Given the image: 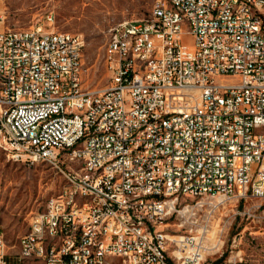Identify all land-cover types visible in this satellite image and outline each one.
<instances>
[{
	"label": "built area",
	"instance_id": "2783aa9c",
	"mask_svg": "<svg viewBox=\"0 0 264 264\" xmlns=\"http://www.w3.org/2000/svg\"><path fill=\"white\" fill-rule=\"evenodd\" d=\"M53 25L0 14V148L65 181L15 253L0 230V264H202V208L264 200V0H154L109 29L92 90L83 37Z\"/></svg>",
	"mask_w": 264,
	"mask_h": 264
},
{
	"label": "rangeland",
	"instance_id": "374dc122",
	"mask_svg": "<svg viewBox=\"0 0 264 264\" xmlns=\"http://www.w3.org/2000/svg\"><path fill=\"white\" fill-rule=\"evenodd\" d=\"M154 0H5L2 14L9 28H28L54 17L58 31L79 34L85 41L82 52L83 88H105L110 72L103 51L109 29L124 20L147 18ZM45 26H47L45 24ZM184 43L191 46L192 40ZM65 181L45 163L29 165L11 160L0 148V230L10 252L17 251L18 239L29 228L32 214L42 210L46 200L58 194ZM190 202V200H187ZM204 206L209 228L207 250L202 264H264V200H227ZM262 204L258 210L255 206ZM170 234H182L172 218Z\"/></svg>",
	"mask_w": 264,
	"mask_h": 264
},
{
	"label": "bare ground",
	"instance_id": "6f19581e",
	"mask_svg": "<svg viewBox=\"0 0 264 264\" xmlns=\"http://www.w3.org/2000/svg\"><path fill=\"white\" fill-rule=\"evenodd\" d=\"M226 2H233V0H226ZM81 234L92 235V227H81ZM39 235H47V228H39ZM27 252L40 253V245H27ZM29 263L47 264V259L44 257H37L34 260H26V264Z\"/></svg>",
	"mask_w": 264,
	"mask_h": 264
},
{
	"label": "crops",
	"instance_id": "0c3cea01",
	"mask_svg": "<svg viewBox=\"0 0 264 264\" xmlns=\"http://www.w3.org/2000/svg\"><path fill=\"white\" fill-rule=\"evenodd\" d=\"M4 7H5V0H0V14H2ZM29 264H31V263H29ZM33 264H40V263H33Z\"/></svg>",
	"mask_w": 264,
	"mask_h": 264
}]
</instances>
